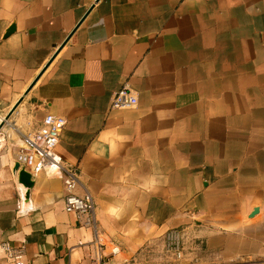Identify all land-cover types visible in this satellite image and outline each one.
<instances>
[{"label": "crops", "instance_id": "crops-1", "mask_svg": "<svg viewBox=\"0 0 264 264\" xmlns=\"http://www.w3.org/2000/svg\"><path fill=\"white\" fill-rule=\"evenodd\" d=\"M124 86L138 105L111 110ZM47 115L67 120L56 155L121 248L105 264H161L170 231L200 264H264V0H0V245L91 264L64 182L34 176L26 209L13 171Z\"/></svg>", "mask_w": 264, "mask_h": 264}, {"label": "built area", "instance_id": "built-area-1", "mask_svg": "<svg viewBox=\"0 0 264 264\" xmlns=\"http://www.w3.org/2000/svg\"><path fill=\"white\" fill-rule=\"evenodd\" d=\"M137 105V96L128 86H124L114 95L110 108L124 110ZM66 126L65 118L47 115L38 131L21 136L22 146L15 154V162L33 176L48 174L64 182L65 212L75 215L83 228L92 230L95 234L91 264H105L108 259L118 256L121 248L112 244L109 251H106L107 246L99 235L93 199L89 195L79 196L80 180L77 170L56 155V148ZM1 144L2 140L0 146ZM0 249L10 264H26L23 249L14 248L6 242L0 245ZM190 251L186 235L180 231H170L164 236V249L159 258L161 264H200V260L193 258ZM148 254L150 252L144 251L125 264H139L141 256Z\"/></svg>", "mask_w": 264, "mask_h": 264}, {"label": "water", "instance_id": "water-1", "mask_svg": "<svg viewBox=\"0 0 264 264\" xmlns=\"http://www.w3.org/2000/svg\"><path fill=\"white\" fill-rule=\"evenodd\" d=\"M98 1H100V0H98ZM92 9L93 8H91V10ZM83 21L84 20H82V22ZM81 23L79 24V26L81 25ZM14 30H15L14 27L11 28L9 34H11ZM70 38H71V36H69L68 40L65 42V44L62 47H64L69 42ZM54 57H56V56H54ZM47 67H49V65H47L46 68ZM17 107H15L13 109V111L11 112V114L6 117V122L11 118L12 114L14 113V111L16 110ZM4 126H5V122H2V124L0 125V132L3 129ZM13 171L18 176V181H19L20 186H22L25 189V191L22 190V195H23V199H24V202H25V205H26V209H29L30 192H31V190L33 189V187L35 185L34 176L30 172H28L25 169L21 168V166L18 163H15ZM255 213H257V210L255 211Z\"/></svg>", "mask_w": 264, "mask_h": 264}]
</instances>
